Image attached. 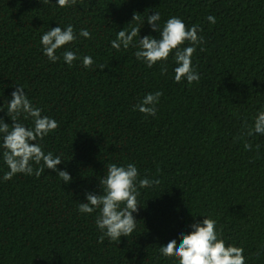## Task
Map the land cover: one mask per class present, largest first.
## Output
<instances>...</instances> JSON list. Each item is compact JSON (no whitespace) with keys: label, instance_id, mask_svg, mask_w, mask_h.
<instances>
[{"label":"trees","instance_id":"1","mask_svg":"<svg viewBox=\"0 0 264 264\" xmlns=\"http://www.w3.org/2000/svg\"><path fill=\"white\" fill-rule=\"evenodd\" d=\"M155 11L161 22L178 16L186 27L199 26L203 50L197 45L192 54L198 82L172 79L171 53L162 75L160 62L148 68L134 48L111 47L117 30L140 26L134 13ZM58 23L87 28L91 39L63 47L105 67L49 61L39 38ZM146 34L157 35L145 19L139 35ZM19 84L58 122L41 143L62 157L57 167L72 179L63 183L46 168L39 177L4 180L0 155V264H174L160 245L203 215L244 249L245 264H264V135H248L264 105V0H76L64 7L0 0V104ZM156 90L155 116L133 111ZM0 116L12 122L6 110ZM129 162L160 184L140 190L132 235L99 242L95 213L81 214L77 205L85 191L101 192L108 163Z\"/></svg>","mask_w":264,"mask_h":264},{"label":"clouds","instance_id":"2","mask_svg":"<svg viewBox=\"0 0 264 264\" xmlns=\"http://www.w3.org/2000/svg\"><path fill=\"white\" fill-rule=\"evenodd\" d=\"M47 3L49 0H42ZM59 7L75 4L76 0H55ZM145 19L149 27L157 35H139ZM209 23L215 24L216 17L208 15ZM140 21V26H130L117 30L115 39L110 41L116 50L135 49V58L146 67L151 68L157 62L165 65L169 55H172V79L179 83L182 80L188 84L199 81L200 73L192 62V54L197 45L203 50V36L198 35L199 26L193 24L186 27L185 22L178 16H169L161 22V14L155 11L144 18L133 14L132 20ZM78 37L91 39L92 33L87 28L74 31L69 23L61 26L48 27L40 35L42 53L51 62L62 59L69 67L74 61H79L84 68L95 67L103 69L106 64L94 62L91 55H78L70 47ZM187 42V44H185ZM62 49L58 55L57 50ZM167 66L161 67V74L167 73ZM162 92H147L134 104L133 111L144 113L145 116H155ZM0 110H6L11 123L0 116V155L8 170L2 179H11L17 173L35 175L39 177L44 170L53 169L68 183L72 177L67 170L59 169L62 157L54 155L52 151H45L42 145L44 137L58 127L55 118L43 115V109L36 106L28 97L23 85L19 84L11 98L0 104ZM29 121L30 124L22 122ZM253 133L264 135V105L253 117L248 135ZM33 141H35L33 143ZM246 149L251 148L248 143ZM258 147V146H257ZM36 165V167H33ZM100 193L85 191V201L77 205L81 214L95 213L94 223L99 231V242L107 238L110 242L119 243L122 236L129 237L137 229V219L133 213L138 212L140 204L137 197L141 189H152L160 184L159 177H141L135 163L126 164L108 163L105 174L99 178ZM195 216V215H194ZM202 220H193L188 231L178 230L176 236L168 239L166 244L160 245L158 251L161 256L174 260V264H245L244 249L233 243H228L216 227V221L203 215Z\"/></svg>","mask_w":264,"mask_h":264}]
</instances>
